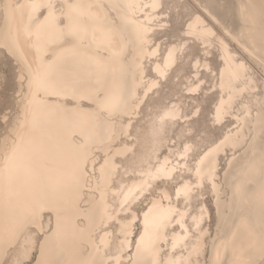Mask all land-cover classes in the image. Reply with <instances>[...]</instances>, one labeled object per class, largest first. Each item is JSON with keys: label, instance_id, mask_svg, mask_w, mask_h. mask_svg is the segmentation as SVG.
Here are the masks:
<instances>
[{"label": "snow or ice", "instance_id": "obj_1", "mask_svg": "<svg viewBox=\"0 0 264 264\" xmlns=\"http://www.w3.org/2000/svg\"><path fill=\"white\" fill-rule=\"evenodd\" d=\"M0 264H264V0H0Z\"/></svg>", "mask_w": 264, "mask_h": 264}]
</instances>
